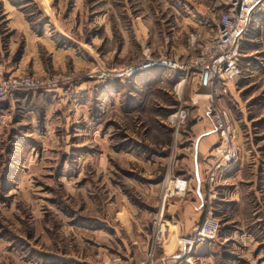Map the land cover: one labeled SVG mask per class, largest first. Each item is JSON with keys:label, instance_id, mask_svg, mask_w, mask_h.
<instances>
[{"label": "rangeland", "instance_id": "1", "mask_svg": "<svg viewBox=\"0 0 264 264\" xmlns=\"http://www.w3.org/2000/svg\"><path fill=\"white\" fill-rule=\"evenodd\" d=\"M223 1L0 0V79L56 82L0 103V264H136L160 222L154 264H264V12L226 93L198 77L180 85L163 66L128 73L166 50L197 57L205 41L192 37ZM210 107L231 114L239 155L211 187L205 168L196 226L212 212L217 237L183 247L194 232L182 235L167 207L186 196L174 189L187 182L190 125Z\"/></svg>", "mask_w": 264, "mask_h": 264}, {"label": "built area", "instance_id": "2", "mask_svg": "<svg viewBox=\"0 0 264 264\" xmlns=\"http://www.w3.org/2000/svg\"><path fill=\"white\" fill-rule=\"evenodd\" d=\"M223 3L224 10L218 15L216 21L213 18H206L203 21L202 25L207 29L204 38L201 34L192 37V43L201 39L205 41L204 44L197 46V49H201L197 57L179 61L169 56L170 53L166 50L158 59L147 57L137 67L135 66L136 68L131 67L128 73L131 75L138 70L163 66L183 74L180 85L186 83L189 78L198 77L201 85L219 88L226 93L228 84L242 77L241 41L250 30L254 19L252 17L259 12H264V0H224ZM195 45L194 48H196ZM206 74L208 75L207 81H205ZM55 84L53 80L30 74L3 77L0 79V103L18 92H35ZM210 111L220 143L217 155L207 167L206 173L211 187L217 181L222 167L238 158L239 147L235 125L229 111L220 107H210ZM177 115L179 116L175 119L178 125L185 123L186 112L181 111ZM186 188L185 180L175 181L176 193L182 194ZM221 226L220 219L209 212L202 223L196 226L193 235L180 238V244L184 245L183 247L192 248L195 244L213 240L217 237ZM164 228L160 222L152 249L147 253L145 260L136 264H154L155 248L163 242Z\"/></svg>", "mask_w": 264, "mask_h": 264}, {"label": "crops", "instance_id": "3", "mask_svg": "<svg viewBox=\"0 0 264 264\" xmlns=\"http://www.w3.org/2000/svg\"><path fill=\"white\" fill-rule=\"evenodd\" d=\"M254 36L250 29L244 38H250V41ZM244 53L246 55L248 50H243ZM190 129L192 131L191 140L193 141L188 159L190 164L185 170L186 174L179 176L187 179V193L183 199L175 201L174 204H168L167 207V213L170 214L173 222H176L177 227L182 231V235L192 234L196 227V220L204 216L207 206L205 168L209 164L206 163V159L213 147L219 142L210 108L200 116L198 121L190 125Z\"/></svg>", "mask_w": 264, "mask_h": 264}, {"label": "bare ground", "instance_id": "4", "mask_svg": "<svg viewBox=\"0 0 264 264\" xmlns=\"http://www.w3.org/2000/svg\"><path fill=\"white\" fill-rule=\"evenodd\" d=\"M178 116H179V115H174L172 118H178ZM175 190L177 191V189H175ZM173 192H174V191H173ZM173 192H172V193H173ZM175 193H176V192H175ZM177 194H179V193H177ZM179 241H180V240H179Z\"/></svg>", "mask_w": 264, "mask_h": 264}, {"label": "water", "instance_id": "5", "mask_svg": "<svg viewBox=\"0 0 264 264\" xmlns=\"http://www.w3.org/2000/svg\"><path fill=\"white\" fill-rule=\"evenodd\" d=\"M207 79H208V75L206 74V75H205V81H207Z\"/></svg>", "mask_w": 264, "mask_h": 264}]
</instances>
